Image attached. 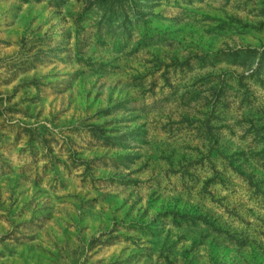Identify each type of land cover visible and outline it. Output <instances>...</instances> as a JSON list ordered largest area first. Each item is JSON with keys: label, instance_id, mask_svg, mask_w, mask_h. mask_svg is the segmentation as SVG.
Returning a JSON list of instances; mask_svg holds the SVG:
<instances>
[{"label": "rangeland", "instance_id": "374dc122", "mask_svg": "<svg viewBox=\"0 0 264 264\" xmlns=\"http://www.w3.org/2000/svg\"><path fill=\"white\" fill-rule=\"evenodd\" d=\"M0 264H264V0H0Z\"/></svg>", "mask_w": 264, "mask_h": 264}]
</instances>
